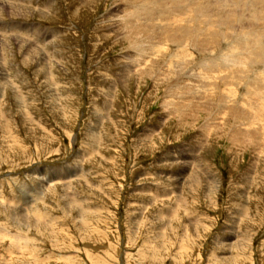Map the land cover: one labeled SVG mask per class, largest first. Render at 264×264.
Returning a JSON list of instances; mask_svg holds the SVG:
<instances>
[{
    "label": "rangeland",
    "instance_id": "obj_1",
    "mask_svg": "<svg viewBox=\"0 0 264 264\" xmlns=\"http://www.w3.org/2000/svg\"><path fill=\"white\" fill-rule=\"evenodd\" d=\"M122 8L0 0V264H264V146L166 115Z\"/></svg>",
    "mask_w": 264,
    "mask_h": 264
},
{
    "label": "bare ground",
    "instance_id": "obj_2",
    "mask_svg": "<svg viewBox=\"0 0 264 264\" xmlns=\"http://www.w3.org/2000/svg\"><path fill=\"white\" fill-rule=\"evenodd\" d=\"M114 1L123 8L113 19L122 25L121 38L136 54L126 59L131 63L152 60L159 51L158 58H169L161 65L162 60H139L136 66L140 68L127 62L124 66L125 70L150 74L154 82L165 85L162 106L166 115L175 114L183 122L189 117L195 121L202 113L204 127L218 129L231 144L261 153L264 0ZM225 120L240 126L226 131Z\"/></svg>",
    "mask_w": 264,
    "mask_h": 264
}]
</instances>
